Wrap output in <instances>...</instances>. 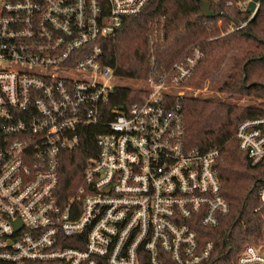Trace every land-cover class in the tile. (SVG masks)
I'll return each instance as SVG.
<instances>
[{"label":"built area","instance_id":"obj_1","mask_svg":"<svg viewBox=\"0 0 264 264\" xmlns=\"http://www.w3.org/2000/svg\"><path fill=\"white\" fill-rule=\"evenodd\" d=\"M149 1L0 0V264L213 258L211 230L230 212L219 151L186 144L179 103L203 59L200 46L167 71L153 57L136 100L113 102L123 80L106 63L105 46ZM87 135L96 151L82 185L66 195L63 162ZM235 138L253 165L264 162V116L242 121ZM258 198L264 210V186ZM234 258L264 264V232Z\"/></svg>","mask_w":264,"mask_h":264},{"label":"trees","instance_id":"obj_2","mask_svg":"<svg viewBox=\"0 0 264 264\" xmlns=\"http://www.w3.org/2000/svg\"><path fill=\"white\" fill-rule=\"evenodd\" d=\"M240 1L212 0V10L222 14L209 18L202 14L199 0H150L139 15L126 19L105 46V61L117 69L122 80L147 79L153 57L157 67L167 71L186 49L198 45L204 56L189 83L194 84L199 75L194 85L201 86L217 71L210 84L214 92L264 100V0L251 21L232 31L250 17L239 7ZM229 51L231 62L227 69H221L223 55ZM138 94L137 88L123 85L113 102L129 106ZM179 103L186 144L202 152L219 151L216 167L222 192L230 204L229 214L211 230L215 252L204 264H236L237 248L263 236L264 210L257 208L259 188L264 186V162L253 165L240 150L235 133L242 121L264 116V107L225 103L215 95L184 96ZM95 151L93 136L87 135L77 149L67 154L60 182L66 195L82 185L85 160Z\"/></svg>","mask_w":264,"mask_h":264},{"label":"rangeland","instance_id":"obj_3","mask_svg":"<svg viewBox=\"0 0 264 264\" xmlns=\"http://www.w3.org/2000/svg\"><path fill=\"white\" fill-rule=\"evenodd\" d=\"M231 54L232 52H227L224 54L223 59H222V64H221V69H227L228 64L231 62ZM218 72L215 71L210 77H208L205 81L201 83V86H196L194 85L196 81L200 78L199 75H196L195 78V83L191 84V82L187 83L185 87L183 88L185 95L188 97H202V98H209V97H219L223 102L225 103H233V104H238V105H255L259 107H264V100L256 99V98H251V97H227L223 95L222 93H216L210 88L211 84V78L215 76ZM194 79V78H193ZM192 80V79H191ZM190 80V81H191ZM200 80V79H199ZM138 80H123L122 83L125 86L129 87H135L137 84Z\"/></svg>","mask_w":264,"mask_h":264},{"label":"water","instance_id":"obj_4","mask_svg":"<svg viewBox=\"0 0 264 264\" xmlns=\"http://www.w3.org/2000/svg\"><path fill=\"white\" fill-rule=\"evenodd\" d=\"M199 1L202 4V14L205 15L206 17L215 18V17L222 14L221 11L216 12V11L212 10V7H211L212 0H199ZM255 5H256V0L250 2L246 11L248 13H252L255 9Z\"/></svg>","mask_w":264,"mask_h":264}]
</instances>
